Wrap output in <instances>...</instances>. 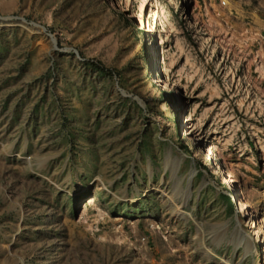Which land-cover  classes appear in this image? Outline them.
Here are the masks:
<instances>
[{"label":"rangeland","instance_id":"374dc122","mask_svg":"<svg viewBox=\"0 0 264 264\" xmlns=\"http://www.w3.org/2000/svg\"><path fill=\"white\" fill-rule=\"evenodd\" d=\"M110 1L0 0V264H264V0Z\"/></svg>","mask_w":264,"mask_h":264},{"label":"bare ground","instance_id":"6f19581e","mask_svg":"<svg viewBox=\"0 0 264 264\" xmlns=\"http://www.w3.org/2000/svg\"><path fill=\"white\" fill-rule=\"evenodd\" d=\"M121 0H119V2H120ZM111 2V5L112 6H114V8L115 9H121V11H123V12H128V13H131L130 12V9H131V5H130V3L126 0V2L124 3L125 5H124V7H120L119 6V3H117L116 1H110ZM132 20V19H131ZM162 67H161V70H163L164 72H165V74L166 75H169L170 76V70H169V68L166 66L167 64H166V61H165V59H163V61H162ZM189 120H190V116H189V114H185L183 117H182V121L183 122H185V121H187V123H189ZM191 142V141H190ZM193 147V146H192ZM197 155V154H196ZM230 171V170H229ZM174 175V174H173ZM228 177H229V175H228ZM231 178V177H230ZM233 178H234V176H233ZM235 179V178H234ZM177 184V183H176ZM233 189V188H232ZM181 187H180V185L179 184H177V185H175L174 186V193L176 194H174L176 197L177 196H179V197H183L184 198V201L186 202L188 199H189V196H190V191H189V189H187V190H185L184 189V191H183V193L181 192ZM173 191V190H172ZM164 193V192H163ZM239 196V195H238ZM175 198V197H174ZM183 200V199H182ZM88 201H89V203L88 204H92V203H94V197H92V196H88ZM240 201V200H239ZM188 204V203H187ZM239 207L237 208L238 209V213L240 214V215H242V216H252V217H254V218H257L258 217V213L260 212V209L258 210V211H254V212H252L251 211V209L249 208V206L246 204V202L244 201V200H241L240 202H239ZM87 206V205H86ZM92 206V205H91ZM187 206V205H186ZM253 209V208H252ZM184 213V212H183ZM182 214V213H181ZM185 214V213H184ZM263 215V214H262ZM182 216V215H181ZM186 216V215H185ZM184 216V217H185ZM250 218V217H249ZM248 220V219H247ZM259 220V219H258ZM251 222H252V224L253 225H256V219H254V220H251ZM250 222V223H251ZM251 225V224H250ZM253 227V226H252ZM254 228V227H253ZM257 229V228H256ZM259 231H261V230H259ZM217 233V232H216Z\"/></svg>","mask_w":264,"mask_h":264},{"label":"crops","instance_id":"0c3cea01","mask_svg":"<svg viewBox=\"0 0 264 264\" xmlns=\"http://www.w3.org/2000/svg\"><path fill=\"white\" fill-rule=\"evenodd\" d=\"M253 18H255L254 20H256L258 24H260V26L264 28V18H261L260 14H258L257 9L254 12Z\"/></svg>","mask_w":264,"mask_h":264},{"label":"built area","instance_id":"2783aa9c","mask_svg":"<svg viewBox=\"0 0 264 264\" xmlns=\"http://www.w3.org/2000/svg\"><path fill=\"white\" fill-rule=\"evenodd\" d=\"M223 4H224V2H223Z\"/></svg>","mask_w":264,"mask_h":264}]
</instances>
